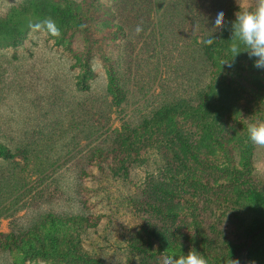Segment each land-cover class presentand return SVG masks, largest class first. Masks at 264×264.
<instances>
[{"label": "rangeland", "instance_id": "1", "mask_svg": "<svg viewBox=\"0 0 264 264\" xmlns=\"http://www.w3.org/2000/svg\"><path fill=\"white\" fill-rule=\"evenodd\" d=\"M230 1L164 0L151 13L150 0H133L126 11L124 0H0V143L16 156L0 158V234L34 231L37 249L50 235L61 238L52 258L30 248L0 251V264H163L166 255L190 251L207 264L236 261L235 248L264 225V146L247 132L264 120L243 107L248 101L264 110V74L247 77L259 80V102L229 96L220 85L203 111L188 108L201 102L210 65L222 71L216 81L227 65L221 57L204 62L198 53L200 7L215 14ZM240 3L247 11L257 5ZM54 7H70L80 21L56 16ZM49 19L59 36L31 27ZM107 57L128 90L121 107L106 92ZM165 106L177 115L167 117L168 130L153 132L141 156L125 155L129 178L104 174L100 145ZM227 111L244 127H230ZM207 123L226 130V150L206 141ZM177 137L193 140L212 166L190 161ZM177 187L191 193V203L161 194ZM174 210L178 216L169 214ZM240 257L238 264H262L264 248L259 259Z\"/></svg>", "mask_w": 264, "mask_h": 264}, {"label": "trees", "instance_id": "2", "mask_svg": "<svg viewBox=\"0 0 264 264\" xmlns=\"http://www.w3.org/2000/svg\"><path fill=\"white\" fill-rule=\"evenodd\" d=\"M132 1L133 0H124V11H126L125 7H128ZM137 1L139 0H135V2ZM143 1L148 2L149 0H142V2ZM163 1L164 0H150L147 8H150L151 13H156L162 8ZM241 1L243 0H231L226 4V8L223 12L224 19L220 26H217L213 22L212 18L215 15L213 9L208 8L209 13H207L202 12L204 6L200 7L201 13L198 15L197 25L199 27V36L202 39V44H199L198 53L204 62L210 61L211 59L215 60L218 57H221L227 62V65L226 73L223 74L220 81H216V78L221 75L222 71L216 64L210 65L212 68L210 72L211 82L206 86L205 90L200 93L199 101L201 102L195 107H188L189 110H192L194 113H200L203 111L202 109L204 104L209 106L207 94L209 91H217L220 85L225 88L229 96L230 94L233 95V93H238L242 96H245V99H250L253 102L260 101L258 94L260 91L263 92V89L259 86V80H248L247 77L250 75L254 76L264 74V70H259L254 67L255 58L249 59L247 52L240 53L237 57H235V54L231 51V48L234 45V41L231 40V24L235 20V16L239 11H247L243 10L242 4L240 3ZM251 10L253 9H250L249 11ZM54 14L67 19L70 23L80 21L79 15L70 7L65 9L62 7H54ZM156 24L159 25L160 23ZM105 27L107 28V26ZM210 39L211 43H208ZM106 63L108 68V85L106 92L112 97L111 105L113 107H121L127 100L128 90L126 91L121 85L118 84V74L115 67V61H113L110 57H107ZM86 66L88 68V72H93L90 63L86 64ZM80 86L85 90L90 89V86H88L86 83H80ZM233 100L239 101L240 99L234 98ZM243 107L246 113L249 112L247 113L248 115L252 114L253 118L264 120V110L258 109L257 107L253 108L252 104L248 101L245 102ZM176 113V107L169 108L168 106H165L160 111H158L155 116L151 118H144L142 120L144 122L141 124L137 125L131 122L124 124L123 130L120 134L109 137L107 142H105L103 145H100L99 149L97 150L96 158L102 163V172L104 174H110L111 172L113 177H119L125 174L123 175L124 178H129V171L132 166L126 160L127 158L125 155L133 156L136 159L141 156L140 153L145 152L149 147V138L152 136L153 132L156 133V131H158L160 128L162 130H168L169 125L166 123V121H168L167 117H174L177 115ZM226 115L229 118V121L227 122L230 127H244V123L242 121L245 120H240L237 116H235L237 115L236 113L227 111ZM154 121L160 122L155 123ZM210 124L212 123H207L202 126V128L206 129V141L220 150H226V146L228 145L226 141V130L220 129L218 124ZM175 140L180 143L190 161L204 168L212 166L210 157L207 154H202L201 150L196 145H194L193 140L184 139V137H177ZM15 157V154L10 149L0 143V158L9 160L14 159ZM177 188L179 189L181 187ZM178 189H160V191L162 192L161 194L171 202L191 203L193 200L191 193L183 188L179 190ZM260 202L264 206L263 197H260ZM169 214L178 216L179 211L174 210ZM70 221H75V218H71ZM36 238L39 237L34 231L30 233H18L17 231H12L8 235L0 234V251H10L14 253L16 251H23L24 249L30 248L31 253L34 256H39L43 259L52 258V250H55L59 247V241L61 242V238L56 234L50 235L46 237L49 244L44 242L40 245V247H38V249L37 247L33 248L32 246V242ZM250 239L252 240L251 246ZM72 244L73 247H76V242L69 243V246L72 247ZM263 248L264 225L250 231L246 236L245 242L235 248L233 254L236 258V261L232 264H238L237 260L240 259L241 261L242 257L240 256L245 252L247 253V258L259 259ZM261 262L264 264V261ZM14 264H16V262H14Z\"/></svg>", "mask_w": 264, "mask_h": 264}, {"label": "clouds", "instance_id": "3", "mask_svg": "<svg viewBox=\"0 0 264 264\" xmlns=\"http://www.w3.org/2000/svg\"><path fill=\"white\" fill-rule=\"evenodd\" d=\"M212 19L217 26H220L224 19L222 9H217ZM31 27L34 30L46 28L51 35H60L59 28L50 19ZM231 30V40L234 41L231 51L235 57L247 52L249 59L255 58L254 67L264 70V0H257L256 7L251 11H239L231 24ZM208 43H211V39ZM241 46L244 51H241ZM247 132L253 144L264 146V122L251 124ZM163 264H207V261L198 252L190 251L187 255H166Z\"/></svg>", "mask_w": 264, "mask_h": 264}, {"label": "water", "instance_id": "4", "mask_svg": "<svg viewBox=\"0 0 264 264\" xmlns=\"http://www.w3.org/2000/svg\"><path fill=\"white\" fill-rule=\"evenodd\" d=\"M251 244H252V240L250 239V246H251ZM250 246H249V247H250Z\"/></svg>", "mask_w": 264, "mask_h": 264}]
</instances>
